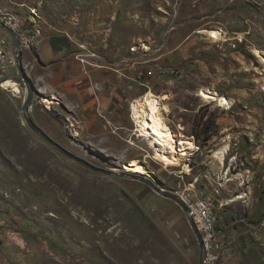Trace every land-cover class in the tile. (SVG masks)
<instances>
[{"label":"rangeland","instance_id":"374dc122","mask_svg":"<svg viewBox=\"0 0 264 264\" xmlns=\"http://www.w3.org/2000/svg\"><path fill=\"white\" fill-rule=\"evenodd\" d=\"M0 9L83 45L108 106L95 99L83 115L74 97L39 93L45 85L30 78L38 93L28 115L73 156L125 175L65 157L23 120V86L0 88V264H198L181 209L147 184L207 201L217 264H264V63L254 54L264 51V0H0ZM209 30L224 36L199 32ZM45 40L39 51L58 60ZM33 51H22L25 72ZM202 89L231 108L204 102ZM147 91L169 96L161 114L187 153L175 166L155 160L131 117ZM225 145L218 174L212 153ZM133 160L145 173L124 170Z\"/></svg>","mask_w":264,"mask_h":264},{"label":"crops","instance_id":"0c3cea01","mask_svg":"<svg viewBox=\"0 0 264 264\" xmlns=\"http://www.w3.org/2000/svg\"><path fill=\"white\" fill-rule=\"evenodd\" d=\"M46 38L49 40L50 52L59 58L56 61H49V53L44 54L41 50L39 51ZM78 46L80 44L75 45L65 38H53L49 35L43 37L42 35L35 40L32 47L37 61L35 63L27 60L23 62L27 75L35 81L36 85H45L40 89L46 91L49 87L54 88L56 93L66 98L68 103H71L70 98L74 97L79 111L87 115L90 112L88 109L94 108L95 99L97 104L102 105L103 108L108 106L109 99L97 96L98 89L96 90L95 87L99 83L98 70L93 68L92 59H89L91 57L84 51H80ZM78 60H84L85 63H80ZM92 101H94L93 104Z\"/></svg>","mask_w":264,"mask_h":264},{"label":"bare ground","instance_id":"6f19581e","mask_svg":"<svg viewBox=\"0 0 264 264\" xmlns=\"http://www.w3.org/2000/svg\"><path fill=\"white\" fill-rule=\"evenodd\" d=\"M199 32L206 33V35L214 42L224 36V32L222 30ZM254 54L260 59L262 63H264V51L254 50ZM83 63L85 62L83 61ZM0 88H12L14 91H18L19 87L16 82L12 80H6L0 84ZM40 92L42 94H47V92H45L43 89H40ZM199 96L204 102H214L217 107H225L226 109L231 108V102H229L227 98L218 95L215 91L210 89L200 90ZM168 99L169 96L166 94L155 95L151 91H147L140 97H136L130 105L131 117L133 118V121H135L136 127L142 131L144 138L147 139L150 146H152L149 148H154L155 160L163 162V165L166 168L179 164L180 156L181 160L187 156L185 151L178 153L177 142L174 133L161 114L160 105L163 101ZM44 102H47V100L44 99ZM75 135H77L76 132ZM226 151L227 145L220 146V148H217L212 153L213 169L216 170L218 174L224 165L225 155H227ZM123 167L128 173H145L144 168L137 160H133L130 163L123 165ZM183 170V173H187L189 171L187 164H183ZM238 198H242V196H239Z\"/></svg>","mask_w":264,"mask_h":264},{"label":"built area","instance_id":"2783aa9c","mask_svg":"<svg viewBox=\"0 0 264 264\" xmlns=\"http://www.w3.org/2000/svg\"><path fill=\"white\" fill-rule=\"evenodd\" d=\"M0 24L17 37L22 51L30 50L35 40L42 36L41 29L35 26L37 20L22 19L11 11L0 9ZM79 47L82 48L83 45ZM143 48L145 49V47ZM17 66L14 42L6 32L0 29V84L6 80H12L17 85H21L15 79L18 76ZM8 70L14 71L13 77L7 76ZM14 92L19 94V90ZM173 196L186 208L187 214L200 236L203 249V264H217L220 252L219 246L215 242V226L207 201L193 197L190 191L187 190L175 191Z\"/></svg>","mask_w":264,"mask_h":264},{"label":"water","instance_id":"95a60500","mask_svg":"<svg viewBox=\"0 0 264 264\" xmlns=\"http://www.w3.org/2000/svg\"><path fill=\"white\" fill-rule=\"evenodd\" d=\"M0 29L6 32L13 40L14 46H15V55L17 58L18 66H17V71H18V76L15 78L18 83H20L23 88H24V99L22 101L21 105V116L25 123L27 124L28 128L33 131L35 134H37L39 137H41L44 141H46L49 145L54 147L57 151H59L61 154H63L65 157L68 159L80 164L81 166L87 168L88 170L107 176V177H125V175H120L115 173V171L112 170H106L102 168H98L96 166L91 165L90 163H87L84 160H81L80 158L73 156L70 152L65 150L62 146H60L58 143H56L54 140H52L49 136H47L39 127H37L33 120L30 118L29 114V109L31 107V104L34 100V95H36L38 92L36 90V86L33 84L32 80L30 77L27 75V73L24 70V67L22 65L21 57H22V49L19 43V40L17 37L8 29H6L3 25L0 24ZM40 93V92H39ZM154 192H156L158 195H160L163 198H166L168 200H171L174 202L182 211L187 224L189 225L190 229L192 230L195 240L198 244L199 248V254H198V264H203L202 258H203V249L201 245V240L200 236L196 230V227L194 226L192 220L190 219L189 215L187 214L186 208L179 203V201L171 194L166 193L162 191L161 189L155 187L152 184H147Z\"/></svg>","mask_w":264,"mask_h":264}]
</instances>
